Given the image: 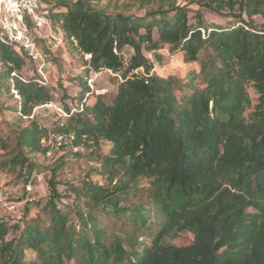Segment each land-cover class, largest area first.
<instances>
[{"label":"trees","instance_id":"obj_1","mask_svg":"<svg viewBox=\"0 0 264 264\" xmlns=\"http://www.w3.org/2000/svg\"><path fill=\"white\" fill-rule=\"evenodd\" d=\"M94 1L61 0L44 16L80 68L77 108L65 107L58 132L92 153L108 144L96 157L106 184L84 181L73 189L72 211H63L55 167L47 224L25 222L6 241L10 229L0 223V264H264V0L198 1L236 18L226 28L206 27L199 13L191 24L176 0H130L158 4L142 16L102 11ZM163 46L199 71L185 80L154 74L145 53ZM126 47L133 53L125 61ZM25 59L0 42V88L11 98L15 91L11 109L21 118L52 98L37 74L19 75ZM102 71L118 79L111 104L87 84ZM41 138L35 122L19 127L3 166L27 180L29 158L45 152ZM182 234L189 244L174 243Z\"/></svg>","mask_w":264,"mask_h":264},{"label":"rangeland","instance_id":"obj_2","mask_svg":"<svg viewBox=\"0 0 264 264\" xmlns=\"http://www.w3.org/2000/svg\"><path fill=\"white\" fill-rule=\"evenodd\" d=\"M61 0H41L44 12L48 7ZM201 0H176V3L188 9V18L191 24H195V15L201 14L206 27L226 28L236 24V18L231 16L227 10L221 15L210 12L199 6ZM93 5L102 11L109 13L122 12L125 15L142 16L146 10L157 9L158 4L140 6L139 1L130 0H99ZM163 10L166 6H162ZM258 28L261 27L262 18H253ZM29 37L37 49L44 55L46 85L51 93V101L48 104L40 105L32 110L31 115L20 117L11 107L14 103L15 91L11 98L0 88V223L8 227L9 233L6 241L18 237L25 222L32 223L40 221L47 224L45 218V204L49 198L48 180L51 172L56 167L55 179L59 199L56 205L63 211H72L75 205L73 189L79 188L84 181H90L96 185H105L106 181L100 174L97 154H105L108 151V144L102 143L100 151L91 152L85 147H74L70 139L61 135L58 129L68 119L65 107L71 112L77 108L76 95L79 88L75 77L80 73V68L70 57L65 46L60 41V35L55 27H45L39 30L31 28ZM132 49L126 47L123 57L126 60L132 55ZM147 59L153 66V73L161 78L174 77L185 80L199 71L198 63L185 62L180 53L171 54L168 46L155 53H145ZM204 58L202 53L199 57ZM36 74V66L28 58L22 67L19 75L29 79ZM118 79L110 71L93 73L87 79V84L93 96H101L106 104H111L116 94ZM93 96L88 103L93 102ZM35 122L41 131V146L45 152L36 157L29 158L33 163L29 178L24 180L19 168L12 171L8 166L4 167L3 162L9 160L14 149V138L19 127L26 126L29 122ZM146 188L143 181L141 186ZM146 194L138 192L132 198L134 204L143 202ZM191 241L188 234L178 236L174 243L186 245ZM27 259H34L35 254L26 252Z\"/></svg>","mask_w":264,"mask_h":264},{"label":"built area","instance_id":"obj_3","mask_svg":"<svg viewBox=\"0 0 264 264\" xmlns=\"http://www.w3.org/2000/svg\"><path fill=\"white\" fill-rule=\"evenodd\" d=\"M45 14L41 0H0V42L25 52L26 58L35 64L37 82L42 85L46 84L44 55L29 37L27 23L34 30L49 27ZM90 58L85 55L86 60Z\"/></svg>","mask_w":264,"mask_h":264}]
</instances>
